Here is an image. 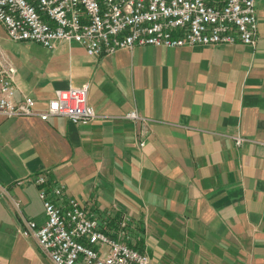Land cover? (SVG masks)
<instances>
[{
  "label": "crops",
  "instance_id": "obj_1",
  "mask_svg": "<svg viewBox=\"0 0 264 264\" xmlns=\"http://www.w3.org/2000/svg\"><path fill=\"white\" fill-rule=\"evenodd\" d=\"M256 7L255 47L98 57L13 41L0 23V70L15 69L16 102L45 110L56 92L88 85L100 117L0 116V264H53L22 232L27 220L47 222L40 192L56 186L108 235L125 226L150 264H264V0ZM133 111L145 121L128 119Z\"/></svg>",
  "mask_w": 264,
  "mask_h": 264
},
{
  "label": "built area",
  "instance_id": "obj_2",
  "mask_svg": "<svg viewBox=\"0 0 264 264\" xmlns=\"http://www.w3.org/2000/svg\"><path fill=\"white\" fill-rule=\"evenodd\" d=\"M0 23L13 41L49 50L76 44L90 57L137 46L255 47L258 38L256 0H0ZM15 74L13 68L0 70V116L42 121L64 117L75 125L100 118L89 104L88 85L56 92L45 110L37 109L32 98L16 102ZM126 117L145 121L136 111ZM246 141L237 138L236 145ZM35 181L47 184L45 176ZM64 192V186L42 190L47 222L39 226L27 220L22 232L37 241L53 264H150L146 254L125 242V226L118 238L108 235L97 218Z\"/></svg>",
  "mask_w": 264,
  "mask_h": 264
}]
</instances>
